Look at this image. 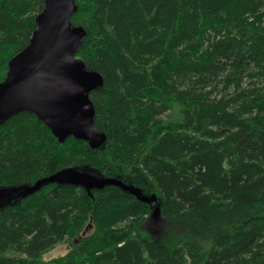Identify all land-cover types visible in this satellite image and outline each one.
Here are the masks:
<instances>
[{
    "label": "trees",
    "instance_id": "1",
    "mask_svg": "<svg viewBox=\"0 0 264 264\" xmlns=\"http://www.w3.org/2000/svg\"><path fill=\"white\" fill-rule=\"evenodd\" d=\"M75 2L106 144L23 112L0 127V188L93 169L155 195L162 229L120 187L51 184L0 210V264H264V0ZM44 7L0 0V83Z\"/></svg>",
    "mask_w": 264,
    "mask_h": 264
},
{
    "label": "water",
    "instance_id": "2",
    "mask_svg": "<svg viewBox=\"0 0 264 264\" xmlns=\"http://www.w3.org/2000/svg\"><path fill=\"white\" fill-rule=\"evenodd\" d=\"M77 10L75 0H45L28 47L11 60L8 76L0 83V127L29 112L51 130L60 144L72 137L87 142L92 149H101L107 136L96 126L91 94L104 86V79L77 56L86 36L84 28L71 22ZM51 184L82 187L89 193L117 186L151 205L149 220L157 224L162 219L159 202L155 207L151 200L138 196L134 186L76 168L64 169L30 187L0 188V210Z\"/></svg>",
    "mask_w": 264,
    "mask_h": 264
},
{
    "label": "rangeland",
    "instance_id": "3",
    "mask_svg": "<svg viewBox=\"0 0 264 264\" xmlns=\"http://www.w3.org/2000/svg\"><path fill=\"white\" fill-rule=\"evenodd\" d=\"M83 171L86 172L87 174L94 175V176H97V177L102 176V175H99L93 169H86V170H83ZM133 190L136 191L138 196H140L141 198H146L148 200H151L155 207L158 206L159 203H158V201H156V198L146 194L141 189H137L136 190L135 188H133ZM155 222L156 221H154V220H149V222L147 224V227H148V230L150 231V233L152 235L157 236V235L160 234L162 226H161V221H159L157 224ZM68 248H69V244H67V243L58 245L57 247H55V248L51 249L50 251H48V253L45 254L44 258H45V260H51V259H54V258H57V257H61V256L66 254Z\"/></svg>",
    "mask_w": 264,
    "mask_h": 264
}]
</instances>
